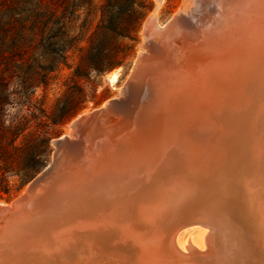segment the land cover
I'll use <instances>...</instances> for the list:
<instances>
[{
    "label": "bare ground",
    "instance_id": "6f19581e",
    "mask_svg": "<svg viewBox=\"0 0 264 264\" xmlns=\"http://www.w3.org/2000/svg\"><path fill=\"white\" fill-rule=\"evenodd\" d=\"M185 10L165 26L156 15L145 23L144 51L126 85L135 107L129 106L124 120H132L134 113L137 122L153 113L160 114L159 119L152 127L147 125L143 136L134 131L129 138H119L110 113L123 114L120 94L74 121L68 134L54 141L53 164L12 204L0 203V264H236L235 242L244 251L240 264H264V215L253 208L251 220H246L241 210L242 198L247 194L257 197L253 202L264 208V130L260 143L252 146V153L242 156L244 167L232 163L236 158L229 156L234 148L232 131L228 130L231 125L245 130L252 121L259 126L264 123V80L251 87L245 78L239 85L244 90L250 86L251 92L235 93L231 80L236 65L231 60L220 70L216 67V72L210 71L213 74L204 91L195 90L194 85L200 64L189 69L187 76L194 88H174L177 79L172 71L157 73L161 65L174 62L177 66L187 57L189 32L199 21L192 23L193 18ZM261 26L256 28L259 35H249L258 46H264ZM261 55L259 51L257 56ZM153 74L157 76L149 79ZM144 79L147 81L142 94L140 84ZM108 80L114 86L119 81L118 72ZM212 81H217L219 87ZM202 109L205 112L201 113ZM252 111H257L255 117ZM209 133L211 137L205 138L217 139L214 145L222 153L219 160L224 176L219 179L200 174L205 168L201 161L204 146L196 141ZM186 142H190L189 149ZM181 164L188 165L191 173L180 171ZM241 173L252 180L247 194V181ZM47 197L50 204L39 210L37 205ZM235 222L246 228L247 243L242 236L240 240L236 237ZM192 225L204 229L206 236L200 244L192 238L182 240L181 231Z\"/></svg>",
    "mask_w": 264,
    "mask_h": 264
},
{
    "label": "rangeland",
    "instance_id": "374dc122",
    "mask_svg": "<svg viewBox=\"0 0 264 264\" xmlns=\"http://www.w3.org/2000/svg\"><path fill=\"white\" fill-rule=\"evenodd\" d=\"M159 4V0H0V74L12 81V91L14 92L23 93L25 89L35 87V97L40 100V102L45 103L47 114L51 117L55 116L58 108L64 106L74 98L71 88L74 86V80L76 81V78L74 77L73 68L64 67L61 73H50L49 71L42 68V57L51 51L49 47L43 48L40 46L42 35L46 27L49 26L50 28L48 36L55 34L65 35L70 33L73 36H78L81 39H85L86 41L83 42L82 46L88 48L91 45L89 43L90 39H109L119 34V31H113L112 29L110 30L104 27L100 28L101 24L107 25L108 22L113 19L119 21V17H121V14L119 13H122L124 18H134L140 13H144V18L140 22L136 31L132 34V39L124 40L127 51L131 53L130 57L125 62V66L118 67L99 78L92 77V81L85 87L88 96L86 108L64 126L58 128L59 133L55 135V137L50 142L46 166L28 184H26L20 192L13 194L10 197L5 195L3 199H0V203L9 205L17 200L19 196L21 197L24 194L27 186L53 161L56 153L54 141L66 136L72 128L71 125L73 122L85 112H93L103 107L108 101L117 98L121 94L120 98H123L124 104L121 105L122 107L120 110L123 111L124 115L110 113V121L113 124L117 123L113 129H115L114 133L118 135L119 138H129L133 135L134 131L139 132L140 135L143 136L145 134V128H147V125L152 127L153 123L159 119L160 114L158 115L153 113V116H150V118L145 116L143 117L144 119L142 118L141 121L137 122L138 115L134 113L133 117L131 118L132 120H124L125 115H129V113H127L130 112L129 109H133L135 107H133V104H131L132 92L126 89V85L133 76V70L138 57L142 51H144L142 45L144 42L145 23L153 15H156L158 22L162 25L164 24L165 26L174 21L179 16L178 14L184 12L186 9L185 12L189 14L191 17L190 19L193 18L194 20H191L192 23L195 24L198 23L197 20L199 21L197 26L189 32V45H186V50L188 51L186 59H189L188 62H185L186 59H184L180 61V64L177 66L174 62L170 65L169 63L163 64L156 71L158 73L160 70V74L162 72L168 73L172 71L171 73L174 74L175 79H177L173 82L174 88H180L182 86H191L194 88L192 85L193 81L191 82V79L188 81L187 76L189 69L191 70L193 66L200 64V66H198L199 69H197L195 72L196 77L199 75V73L200 75L198 76V79L195 81L194 85H196L195 90L199 88L200 91H204L206 87L209 86L212 77L211 74L217 71L216 67H218V70H220L228 62H233V64L236 65L234 67L233 79L231 80L232 84L235 85V93L240 95L245 91L244 95L249 94L248 92H251V87H253L254 84H258L259 82L263 84L262 79L264 80V67L262 64L264 63V50L262 49H264V46H258L257 42H255L253 39H249V35H259L256 28H261V25H264V8H261L264 7V0H164L162 4ZM233 17L236 19H233ZM252 19L256 21L254 22ZM259 19L262 20V22ZM236 22H238V24ZM63 27H66L70 31H64ZM231 27L233 30H231ZM239 35L241 37H239ZM203 47L207 50L205 51ZM259 51L262 52L261 56H257ZM234 53L235 55H233ZM219 62L221 64H219ZM240 65L243 66L240 67ZM244 69L248 71L245 72ZM210 71L213 72L210 74ZM113 72H118L119 80L114 86L108 80V76H110ZM155 76H157V74L151 75L149 79H153ZM245 78L250 84H252L251 87H247V90L242 89V87L239 85L240 81H243ZM138 80L139 77L136 82ZM146 81L147 80L142 81L144 83H142L143 85L140 84L142 94L143 90L146 88ZM81 82L83 83L84 81ZM201 83H205L204 86ZM215 83H213V85L215 84V87H219L218 82L216 81ZM155 98L157 100L154 99V101L156 103L159 102L158 97ZM129 106L132 107L129 108ZM202 112H205L204 109L201 110V113ZM255 112L257 113V111ZM255 112L252 111L253 114L251 113L253 117L256 115ZM148 120L149 123L147 122ZM127 123H129V126ZM134 123L136 127L133 126ZM263 124L264 123H261V126H259L260 124L255 125L252 121V123L250 122L247 125L245 130H241L235 125H231V127L228 128L230 133L232 131L231 134L233 136L231 138L233 140L231 139V141L234 148H231V153L229 152V156H232L231 159L233 156L236 158L232 159V163H235L236 166L239 165V167H244V155L249 153V151L252 153V146L256 143H260L259 138H261L260 135L264 130ZM235 131L236 134L234 133ZM242 134L244 135L242 136ZM210 135L211 133L206 134V136L200 135L198 141H196L200 144H203L202 146H204V149L201 152V161L204 163L205 168L203 173L200 174L205 175L206 177L212 176V178L215 176V178L219 179L220 177L224 176L221 174L222 170H224L222 167L223 164L219 160V155L222 153H220L221 149L219 150V147L214 145V141H217V139L212 141L210 138H205ZM253 136H257L258 138H253ZM236 137H241V139H236ZM189 139L193 138L189 136ZM203 139L204 141H202ZM249 140L250 143H246V141ZM262 143L264 142L262 141ZM245 145L246 147H244ZM185 147L189 149L190 142H186ZM216 148L218 151L215 150ZM212 156L214 158L216 157L217 160ZM211 159L213 162L210 161ZM211 162L215 165H211ZM71 165L74 167L76 162L74 161V163ZM179 167L180 171L183 173H191L188 165L184 167V165L181 164ZM216 167L219 168L220 172ZM158 176L161 177V175ZM240 177H242L244 180L246 179L247 181V183H245L246 186L244 187V191L247 194L251 189L250 186L252 185V180L251 178H248L245 173H241ZM14 183L19 184V181L14 179ZM49 198H46L48 200L44 199L45 201L41 204H38L37 208L39 210L46 209L51 202ZM257 199V197H250L249 194L242 198L243 205L241 210L242 215L246 220H251L250 213L252 212L253 208L259 214L264 215V208H259L256 206L257 204L253 202L257 201ZM257 224L261 225L258 222ZM234 226L236 237L240 240V236H242V239L247 243L248 237L246 234V228H244V226L239 222H235ZM203 236L204 229L199 226H191L181 231L182 240L192 238L196 244H200ZM234 246H237L235 258L236 260H239L238 262L236 261V264H240L241 259L244 258V251H242L243 248H241L242 246L238 242H235ZM237 249L241 250L238 251Z\"/></svg>",
    "mask_w": 264,
    "mask_h": 264
},
{
    "label": "trees",
    "instance_id": "16d2710c",
    "mask_svg": "<svg viewBox=\"0 0 264 264\" xmlns=\"http://www.w3.org/2000/svg\"><path fill=\"white\" fill-rule=\"evenodd\" d=\"M119 14V21L113 19L100 26L119 31V34L109 39H90L88 48L82 46L85 39L70 33L48 36L50 28L46 27L40 46L49 47L51 51L42 57V68L50 73H61L64 67L73 68L76 78L71 88L74 98L58 108L54 117L47 114L45 103L35 97V87L25 89L23 93L14 92L12 81L0 74V199L20 192L46 166L50 142L59 133L58 128L86 108L88 96L85 87L92 77L99 78L125 66L131 53L127 51L124 40L132 39L144 13L134 18H124L122 13ZM10 102L21 104L22 114L10 117L12 123L6 126L5 105ZM14 179L19 184L14 183Z\"/></svg>",
    "mask_w": 264,
    "mask_h": 264
},
{
    "label": "clouds",
    "instance_id": "9594fccd",
    "mask_svg": "<svg viewBox=\"0 0 264 264\" xmlns=\"http://www.w3.org/2000/svg\"><path fill=\"white\" fill-rule=\"evenodd\" d=\"M9 91L11 92V86L9 87ZM22 105L18 103H12L5 105V125L12 123V119L10 117H15L18 114H22Z\"/></svg>",
    "mask_w": 264,
    "mask_h": 264
},
{
    "label": "water",
    "instance_id": "95a60500",
    "mask_svg": "<svg viewBox=\"0 0 264 264\" xmlns=\"http://www.w3.org/2000/svg\"><path fill=\"white\" fill-rule=\"evenodd\" d=\"M55 152H56V149H55ZM53 162H54V158H53V161H52L48 166L52 165ZM48 166H47V167H48ZM47 167H46V168H47ZM46 168H45V169H46ZM45 169H44V170H45ZM44 170H43V171H44ZM43 171H42V172H43ZM42 172H41V173H42ZM41 173H40V174H41ZM40 174H39V175H40ZM39 175H38V176H39ZM38 176H37V177H36V178H35L30 184H32L33 182H35V181L38 179ZM30 184H29V185H30ZM29 185H28V186H29ZM28 186H27V188H28ZM27 188H26V189H27ZM26 189H25V190H26ZM19 197H20V196H19ZM19 197H18V198H19ZM18 198H17V199H18ZM12 203H13V202H12ZM12 203H11V204H12ZM10 214H11V213H7L6 216H10ZM192 226H193V225H192ZM194 226H195V225H194ZM187 227H190V226H187ZM187 227H186V228H187ZM186 228H184V229H186Z\"/></svg>",
    "mask_w": 264,
    "mask_h": 264
}]
</instances>
